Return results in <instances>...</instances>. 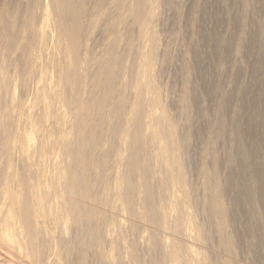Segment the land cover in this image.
Returning a JSON list of instances; mask_svg holds the SVG:
<instances>
[{
	"label": "rangeland",
	"instance_id": "1",
	"mask_svg": "<svg viewBox=\"0 0 264 264\" xmlns=\"http://www.w3.org/2000/svg\"><path fill=\"white\" fill-rule=\"evenodd\" d=\"M0 264H264V0H0Z\"/></svg>",
	"mask_w": 264,
	"mask_h": 264
},
{
	"label": "bare ground",
	"instance_id": "2",
	"mask_svg": "<svg viewBox=\"0 0 264 264\" xmlns=\"http://www.w3.org/2000/svg\"><path fill=\"white\" fill-rule=\"evenodd\" d=\"M49 20V19H48ZM45 28V27H44ZM46 30V29H45ZM44 33V32H43ZM40 60V59H39ZM35 69V68H34ZM31 78V77H30ZM33 78H35V77H33ZM38 86H39V84H38ZM35 87V86H34ZM49 88V87H48ZM39 89V88H38ZM75 91H76V89H75ZM57 98V97H56ZM81 100V99H80ZM28 109V108H27ZM50 109V108H49ZM28 111V110H27ZM39 112V111H38ZM52 118V117H51ZM54 120V119H53ZM41 124V123H40ZM75 132V131H74ZM31 142V138H29L28 139V143H30Z\"/></svg>",
	"mask_w": 264,
	"mask_h": 264
}]
</instances>
